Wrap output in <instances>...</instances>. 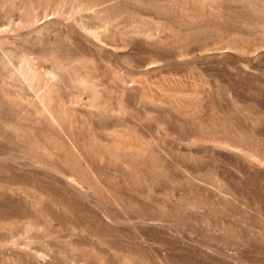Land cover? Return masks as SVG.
<instances>
[{
    "label": "rangeland",
    "instance_id": "obj_1",
    "mask_svg": "<svg viewBox=\"0 0 264 264\" xmlns=\"http://www.w3.org/2000/svg\"><path fill=\"white\" fill-rule=\"evenodd\" d=\"M0 264H264V0H0Z\"/></svg>",
    "mask_w": 264,
    "mask_h": 264
},
{
    "label": "bare ground",
    "instance_id": "obj_2",
    "mask_svg": "<svg viewBox=\"0 0 264 264\" xmlns=\"http://www.w3.org/2000/svg\"><path fill=\"white\" fill-rule=\"evenodd\" d=\"M95 6V5H94ZM101 7V6H100ZM44 106V105H43ZM64 178V177H63Z\"/></svg>",
    "mask_w": 264,
    "mask_h": 264
}]
</instances>
